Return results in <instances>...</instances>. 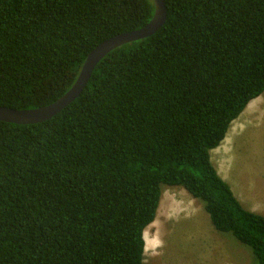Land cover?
<instances>
[{
    "label": "trees",
    "instance_id": "1",
    "mask_svg": "<svg viewBox=\"0 0 264 264\" xmlns=\"http://www.w3.org/2000/svg\"><path fill=\"white\" fill-rule=\"evenodd\" d=\"M152 35L110 50L83 91L36 123L0 121V264H142L164 186L264 264V216L210 152L264 92V0H164ZM152 0H0V106L47 105Z\"/></svg>",
    "mask_w": 264,
    "mask_h": 264
},
{
    "label": "rangeland",
    "instance_id": "2",
    "mask_svg": "<svg viewBox=\"0 0 264 264\" xmlns=\"http://www.w3.org/2000/svg\"><path fill=\"white\" fill-rule=\"evenodd\" d=\"M210 157L243 207L264 216V92L231 122ZM154 220L145 228V246L158 244L144 251L142 264H254L251 250L216 230L180 186L163 187Z\"/></svg>",
    "mask_w": 264,
    "mask_h": 264
},
{
    "label": "water",
    "instance_id": "3",
    "mask_svg": "<svg viewBox=\"0 0 264 264\" xmlns=\"http://www.w3.org/2000/svg\"><path fill=\"white\" fill-rule=\"evenodd\" d=\"M152 1L154 12L150 20L138 29L116 34L98 43L87 54L74 83L65 93L53 102L33 109H14L0 106V121L20 124L41 122L52 117L71 103L83 91L95 65L110 50L124 43L148 37L162 26L166 18L164 0Z\"/></svg>",
    "mask_w": 264,
    "mask_h": 264
},
{
    "label": "bare ground",
    "instance_id": "4",
    "mask_svg": "<svg viewBox=\"0 0 264 264\" xmlns=\"http://www.w3.org/2000/svg\"><path fill=\"white\" fill-rule=\"evenodd\" d=\"M179 210H180V209H179ZM154 221H155V220H154ZM151 224H152V223H151ZM159 231H160V230H159ZM145 233H146V229L144 230V233H143V234H144V239H145ZM156 242H157V241H156ZM156 242H155V243H156ZM152 244H154V243H152ZM157 244H158V243H157ZM157 244L152 245V246L148 245L147 247L145 246V251H148V250H150V249H152V250L155 249V247H156ZM157 248H158V246H157Z\"/></svg>",
    "mask_w": 264,
    "mask_h": 264
},
{
    "label": "crops",
    "instance_id": "5",
    "mask_svg": "<svg viewBox=\"0 0 264 264\" xmlns=\"http://www.w3.org/2000/svg\"><path fill=\"white\" fill-rule=\"evenodd\" d=\"M254 100V99H253ZM218 147V146H217ZM215 149V148H214Z\"/></svg>",
    "mask_w": 264,
    "mask_h": 264
}]
</instances>
